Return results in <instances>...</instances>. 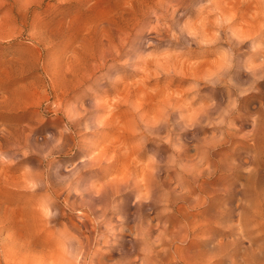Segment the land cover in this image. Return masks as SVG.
Segmentation results:
<instances>
[{
    "label": "rangeland",
    "instance_id": "1",
    "mask_svg": "<svg viewBox=\"0 0 264 264\" xmlns=\"http://www.w3.org/2000/svg\"><path fill=\"white\" fill-rule=\"evenodd\" d=\"M107 195L81 262L264 264V0H0V262L57 264Z\"/></svg>",
    "mask_w": 264,
    "mask_h": 264
},
{
    "label": "bare ground",
    "instance_id": "2",
    "mask_svg": "<svg viewBox=\"0 0 264 264\" xmlns=\"http://www.w3.org/2000/svg\"><path fill=\"white\" fill-rule=\"evenodd\" d=\"M232 65V64H231ZM228 69V68H227ZM229 70V69H228ZM227 70V71H228ZM252 71H254V69L252 70ZM224 74V73H223ZM226 74V73H225ZM254 74V73H253ZM262 75V74H261ZM218 76V75H217ZM221 76V75H220ZM215 78V77H214ZM221 78V77H220ZM218 79V78H217ZM263 80V79H262ZM218 82V81H217ZM216 82V83H217ZM224 84V83H223ZM237 88V87H236ZM250 89V88H249ZM249 95V94H248ZM236 101V100H235ZM240 101H238V103H239ZM232 108V107H231ZM210 111V110H209ZM208 111V112H209ZM173 112V111H172ZM175 112V111H174ZM207 112V113H208ZM170 113V112H169ZM210 113V112H209ZM231 113H234L233 112V110H230L229 111V115L231 114ZM201 115V114H200ZM229 115H227V116H225L223 119H222V122H223V124L225 123V122H228V121H230V116ZM219 116V115H218ZM238 116V115H237ZM203 118V117H202ZM216 118V117H215ZM230 118V119H229ZM200 119V118H199ZM169 122V121H168ZM218 122V121H217ZM80 124V123H79ZM223 131H222V134H224L225 136L226 135H229V128H227V125L225 124L224 126H223V129H222ZM258 130H257V128H254V130L252 131V139H253V141L255 142V144H256V142L258 141V132H257ZM250 133V132H249ZM251 137V136H250ZM226 139V138H225ZM225 139H223V140H225ZM226 141V140H225ZM228 142V141H227ZM143 143V142H142ZM221 143V141H219V142H215L214 143V145H210V147H207L208 149H206L205 151H203V153H202V156L200 157V161L199 162H197V163H188V164H183L182 165V170H183V174H184V179L186 180V181H188L189 183H191V181L192 180H199V179H211V178H215V176H216V174L219 172V169L221 168V166L219 165L220 163H218L217 165H215L214 167H212V166H210L209 164H208V162L209 161H207V164H208V167H206V159L208 158V157H218L219 155H218V152H217V150H218V146H219V144ZM224 143H226V142H224ZM222 145V144H221ZM255 146H257V145H254V147ZM205 147H206V145H205ZM253 147V148H254ZM253 148H251L252 150H253ZM251 149L248 151V153H249V155H250V158H251V163L252 164H256L257 163V161H258V156H257V154H255V153H252V151H251ZM173 150V149H172ZM230 150V149H229ZM258 151V150H257ZM177 153V152H176ZM175 153V154H176ZM179 154V153H178ZM174 165H173V167H175V169H174V171H178V169L176 168V166H177V164H179V163H177L176 162V159H175V161H174V163H173ZM172 165V164H171ZM86 166V165H85ZM85 166H83V167H85ZM213 168V170H212V168ZM230 169H233L232 171H236V172H238L239 170H240V166H236V167H233V168H230ZM259 170V169H258ZM181 172V171H180ZM38 175H40V174H38ZM34 176V175H33ZM35 178V177H34ZM43 178V177H42ZM37 179V178H36ZM40 179V178H39ZM81 180V179H80ZM78 182V181H77ZM80 182V181H79ZM36 184H37V187L39 188V186H40V188L41 189H43V188H49L45 183H43V182H41V181H37L36 182ZM35 184V185H36ZM182 185H183V183H182ZM70 186V185H69ZM83 186V185H82ZM37 188V189H38ZM75 189V188H74ZM84 190V189H83ZM118 190V189H117ZM40 191H43V190H40ZM51 191V190H50ZM61 191H62V189H61ZM73 192V191H72ZM79 192V191H78ZM88 192V191H87ZM115 192V191H114ZM238 192L240 193V194H242L243 195V198H245V199H247L248 197H249V192H248V189H247V187L246 186H243L240 190H238ZM53 193V192H52ZM47 194V193H46ZM63 194V193H62ZM74 194V193H73ZM45 195V194H44ZM76 195V194H75ZM52 196H54L53 194H52ZM77 196V195H76ZM114 197V196H113ZM44 198V200L45 201H50V204H48V209H50L51 208V202L53 203V201H52V198L50 197V195H45V197H43ZM184 199V198H183ZM75 200V199H74ZM73 200V201H74ZM111 196L110 195H107V196H100V197H95V198H92L90 201H89V205L91 206L90 207V211H91V213L93 214V218L87 213V214H83L82 216H80L79 218H78V224L77 223H72L73 225H71V226H74V227H72V228H75V226H76V231H78L80 234H81V237H75L74 235H68V234H66L65 233V230H64V228H62L64 231L62 232V231H60V233H59V245H60V243H61V245H63V248H62V254H60V256H61V258H60V260H58L59 262L57 263V264H86L87 262L86 261H83V262H81L82 260H81V257L83 258V260L84 259H86L87 258V255H89V254H91V248H92V246H93V243H95V242H99V241H97L98 239L93 235L95 232H96V230H97V226H99V225H97V224H102L104 227H108V226H110L111 224H112V222H113V218L110 216V214H111V211L109 210L110 209V207H109V205L111 204ZM166 200L168 201V202H171V200L169 199H167L166 198ZM119 202V201H118ZM177 202V201H176ZM175 202V203H176ZM64 203V202H63ZM171 203H173V202H171ZM54 204V203H53ZM166 204V203H165ZM190 204V203H189ZM66 205V204H65ZM75 204L72 202L71 204H70V206H74ZM99 205V207H97ZM243 206H245L244 204H242ZM241 205V206H242ZM58 206V205H57ZM68 206V205H67ZM113 206V205H112ZM116 206V205H115ZM165 206V205H164ZM78 207V206H77ZM114 207V206H113ZM79 208V207H78ZM75 209V208H74ZM80 209V208H79ZM87 209V208H86ZM115 210V209H114ZM118 210V209H117ZM52 212V211H51ZM118 212V211H117ZM63 213V212H62ZM90 213V212H89ZM49 214V213H48ZM50 215V214H49ZM49 215H48V217H49ZM64 216L65 215H63V214H59L57 211H56V215L53 217V218H45L46 220V224L47 225H49V224H54V225H62V220H63V218H64ZM77 218V217H76ZM43 220V219H42ZM74 221H75V218H74ZM73 221V222H74ZM7 222V221H6ZM96 222V223H95ZM5 223V222H4ZM66 224V223H65ZM94 225L93 226V228L91 229L92 230V232H90V233H88V235H84V233H82V230L83 229H86V230H88L89 229V227H90V225ZM45 225V224H44ZM47 225H46V227H47ZM68 225H70V223L68 224ZM67 226V225H66ZM149 226V225H148ZM50 227H52V226H50ZM63 227H65V225L63 226ZM58 228V227H57ZM141 228V227H140ZM54 229V228H53ZM65 229H67V228H65ZM111 229V228H110ZM71 230V229H70ZM107 230H109V229H107ZM141 230V229H140ZM57 231V230H56ZM102 231V230H101ZM100 230H99V232H101ZM146 231V230H145ZM68 232H69V230H68ZM105 233V232H104ZM103 233V234H104ZM118 233V232H117ZM140 233H142V232H140ZM57 234V233H56ZM79 234V235H80ZM150 234V233H149ZM54 235V234H53ZM78 235V236H79ZM56 236V235H55ZM58 236V235H57ZM97 236H100V235H97ZM10 238V237H9ZM58 238V237H57ZM103 238V237H102ZM166 238V237H165ZM96 239V240H95ZM66 240H67V245H70L68 248V250H65V248H64V245H65V243H66ZM111 241V240H110ZM159 241H160V239H159ZM9 242L10 241H7V242H5L4 244L5 245H7V244H9ZM101 243H103V242H101ZM4 244H2L3 246H4ZM107 244H108V242H107ZM100 245V244H99ZM145 247V246H144ZM95 248V247H94ZM97 249H99V248H97ZM93 251H94V249H93ZM96 251V250H95ZM97 251H99V250H97ZM143 251V250H142ZM100 252V251H99ZM254 252V251H253ZM67 254H68V256H67ZM94 254V253H93ZM261 254V253H260ZM92 255H90V257H91ZM149 256V255H148ZM157 256V255H156ZM96 257H99V256H96ZM95 257V258H96ZM205 257V256H204ZM77 258V262L75 261V259ZM237 258V257H236ZM247 259V258H246ZM92 260V259H91ZM88 261V260H87ZM145 261V260H144ZM255 261H257V259L255 258V259H253V262H255ZM94 262V261H93ZM211 263V262H210ZM0 264H3V263H1L0 262ZM4 264H17L16 262H10V261H7V260H5L4 261ZM42 264V263H41ZM249 264V263H248Z\"/></svg>",
    "mask_w": 264,
    "mask_h": 264
}]
</instances>
